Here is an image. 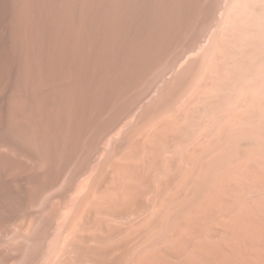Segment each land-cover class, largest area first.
I'll list each match as a JSON object with an SVG mask.
<instances>
[{
    "label": "rangeland",
    "instance_id": "1",
    "mask_svg": "<svg viewBox=\"0 0 264 264\" xmlns=\"http://www.w3.org/2000/svg\"><path fill=\"white\" fill-rule=\"evenodd\" d=\"M228 3L4 0L0 254L27 264L67 225L70 236L87 232L96 238L91 245L127 254L131 264L141 257L147 264H264V160L252 140L242 139L216 163L226 111L207 115L202 106L214 75L209 60H226ZM208 165L215 174L203 181ZM122 187L134 202L124 204L129 209L117 200ZM111 197L121 204L113 210ZM171 205L176 216L164 223Z\"/></svg>",
    "mask_w": 264,
    "mask_h": 264
},
{
    "label": "bare ground",
    "instance_id": "2",
    "mask_svg": "<svg viewBox=\"0 0 264 264\" xmlns=\"http://www.w3.org/2000/svg\"><path fill=\"white\" fill-rule=\"evenodd\" d=\"M229 3L227 5V8L224 12V19L226 23H224V26L227 25V28L224 27L223 29L226 28L225 34L229 32L231 35L229 43H224L225 45L221 52L223 56L226 57V60H221L222 63H218L219 61L214 63L218 64H211L212 61L209 60V67L210 71L214 72L213 78H212V86L210 91L208 92V88H206V91L209 93L207 94L208 96L207 99H205L202 102V106L205 107V113L208 115L210 114L211 110H225L226 111V117L221 126L217 129L218 130V143L222 147L221 152L219 155H217L216 163L221 164L225 160V155L224 152L226 151H232L235 147H237L238 142L242 139H250L253 141L255 145L256 152L258 153L259 157L264 160V0H228ZM4 0H0V14L3 11L2 10V5H3ZM4 21V20H3ZM222 23V22H221ZM222 23V24H223ZM226 24V25H225ZM222 27V26H221ZM221 29V28H220ZM4 30V28H3ZM228 31V32H227ZM222 33V32H221ZM223 34V33H222ZM215 35V33H214ZM217 38L219 39L218 35L219 33L216 34ZM228 35V34H227ZM214 38V37H213ZM229 39V36L225 37ZM216 40V38H214ZM213 40V39H212ZM214 41V40H213ZM222 41V40H221ZM222 43V42H221ZM212 44V43H211ZM216 44V43H215ZM219 45V43H218ZM222 45V44H221ZM4 47V46H3ZM218 50V49H217ZM4 52V51H3ZM220 53V52H219ZM213 55V54H212ZM221 55V53H220ZM209 57V56H208ZM218 57V56H217ZM218 57V58H219ZM9 58V57H8ZM215 58V57H214ZM223 58V57H222ZM208 61V60H207ZM206 62V61H205ZM10 63V62H9ZM213 63V62H212ZM229 64V66H227ZM207 65V64H206ZM205 68H208L205 66ZM10 69V68H8ZM207 71L208 70H204ZM198 72V71H197ZM4 73V72H3ZM204 74V73H203ZM195 76V75H194ZM198 76V75H197ZM206 76V75H203ZM210 76V75H209ZM212 76V75H211ZM133 77V76H132ZM208 77V75H207ZM204 78V77H203ZM202 78V79H203ZM5 80V79H4ZM194 80V79H193ZM211 80V79H210ZM209 80V81H210ZM207 81V80H206ZM192 82V81H191ZM195 82V81H194ZM202 82V81H199ZM208 82V81H207ZM206 82V83H207ZM204 83V82H203ZM192 84V83H191ZM209 84V83H208ZM196 85V83H195ZM206 85V84H205ZM203 85H201L202 87ZM206 87V86H204ZM203 87V88H204ZM195 88V87H194ZM193 88V89H194ZM200 88V87H199ZM205 89V88H204ZM198 92V91H197ZM197 100V99H196ZM161 101V100H160ZM201 102H199L201 104ZM241 103H244V107L242 110L235 111L233 113V110L240 105ZM190 104V103H189ZM198 104V103H197ZM157 105V104H156ZM192 105V104H191ZM184 107V106H183ZM196 107V106H194ZM155 108V107H154ZM190 108V107H189ZM172 109V108H171ZM237 109V108H236ZM241 109V108H240ZM175 110V109H174ZM182 110V109H181ZM184 110V109H183ZM192 110V108L190 109ZM189 110V111H190ZM146 111V110H145ZM168 111V110H167ZM196 111V109H195ZM180 112V111H178ZM194 112V111H192ZM191 112V113H192ZM145 113V112H144ZM151 113V112H150ZM187 113V112H185ZM1 114V113H0ZM165 114V113H164ZM181 114V113H179ZM171 115V114H170ZM194 115V114H193ZM192 114L188 117L189 118V123L188 125L194 124V116ZM205 115V116H207ZM188 116V115H186ZM168 117V116H167ZM166 117V118H167ZM144 118V117H143ZM157 118V117H156ZM178 118V116H177ZM204 118V117H202ZM207 118V117H206ZM205 118V119H206ZM209 118V117H208ZM142 119V118H141ZM173 119V118H172ZM155 120V119H154ZM180 120V119H179ZM170 121V119H169ZM174 121V120H173ZM177 121V120H176ZM142 122V121H141ZM167 122V121H166ZM165 122V123H166ZM172 122V121H171ZM184 122V121H183ZM202 122V120H201ZM209 122V121H208ZM145 123V122H144ZM160 123V122H159ZM169 123V122H168ZM173 123V122H172ZM171 123V124H172ZM185 123V122H184ZM205 123V122H204ZM151 124V123H150ZM153 124V123H152ZM164 124V122L162 123ZM207 124V123H206ZM211 124V123H210ZM160 125V124H159ZM170 125V123H169ZM175 125V122H174ZM187 125V126H188ZM4 126V125H3ZM177 126V124H176ZM180 126V125H179ZM184 126V125H183ZM186 126V125H185ZM193 126V125H192ZM142 127V126H141ZM173 127V126H172ZM191 127V126H190ZM144 128V127H143ZM160 128V127H159ZM158 128V129H159ZM166 128H168L166 126ZM182 128V127H181ZM177 128L178 130H175L177 134L182 133V129ZM185 128V127H184ZM187 128V127H186ZM171 129V126L169 130ZM176 129V127H175ZM188 129V128H187ZM162 130V128H161ZM167 131V129H165ZM173 129H171L172 131ZM171 131H169L171 133ZM10 132V131H9ZM158 132V131H157ZM168 132V133H169ZM160 133V132H159ZM152 134V133H151ZM149 134V136H151ZM163 134V132H162ZM172 134V133H171ZM175 134V133H173ZM187 134V133H186ZM23 135V134H22ZM154 135V134H152ZM16 136V135H15ZM156 136V135H155ZM154 136V137H155ZM169 136V135H168ZM178 136V135H177ZM20 138V136H19ZM150 138V137H149ZM156 138V137H155ZM158 138H160L158 136ZM157 138V140H158ZM163 138V135H162ZM182 138V137H181ZM147 139V137H146ZM153 139V138H152ZM151 139V140H152ZM163 140V139H162ZM169 140V139H167ZM4 141V140H3ZM25 141V140H24ZM165 140H163L164 142ZM251 142V141H250ZM147 143V141L145 142ZM154 143V142H153ZM152 143V144H153ZM156 143V142H155ZM154 143V144H155ZM158 143V142H157ZM162 142L160 141V144ZM140 143H138L139 145ZM151 144V145H152ZM159 144V143H158ZM8 145V144H7ZM136 146L137 147L139 146ZM149 145V142L147 143ZM150 146V145H149ZM154 146V145H152ZM158 147V146H157ZM160 147V146H159ZM225 147V148H224ZM151 148V147H150ZM156 148V147H155ZM236 149V148H235ZM5 150V149H4ZM154 150V149H153ZM152 151V150H151ZM1 153V152H0ZM153 153V152H152ZM155 154V153H153ZM228 155V154H227ZM157 156V155H153ZM159 157V156H158ZM157 158V157H156ZM7 159V158H6ZM228 160V159H227ZM229 161V160H228ZM27 162V161H26ZM140 162V161H139ZM141 162H143L141 160ZM144 163V162H143ZM36 164V163H35ZM137 164V163H136ZM135 164V166H136ZM133 165V164H132ZM141 165V164H137ZM218 165V164H217ZM218 165V166H219ZM225 165V164H223ZM38 166V165H37ZM130 166V165H129ZM145 166V165H143ZM146 167V166H145ZM204 167H206L204 169ZM202 171H201V177L202 180H208L211 177L214 176V170H212V165L204 166ZM227 167V166H226ZM127 168V167H126ZM125 168V169H126ZM131 168V167H130ZM142 166L139 167L137 166V169L141 170ZM128 169V168H127ZM133 169V170H134ZM129 170V169H128ZM128 172L127 170L125 173ZM137 172V171H134ZM20 173V172H19ZM132 173V172H131ZM143 173V172H142ZM127 174V173H126ZM138 174V173H137ZM140 174V172H139ZM138 174V175H139ZM129 175V173H128ZM17 176V175H16ZM19 177V176H18ZM137 178V176H135ZM15 178V177H14ZM14 180V179H12ZM125 180V179H124ZM122 181V178H121ZM120 183V181H119ZM123 183V182H122ZM128 183V182H127ZM126 183V184H127ZM130 183V182H129ZM19 184V183H18ZM46 185V184H45ZM18 186V185H17ZM31 186V185H30ZM127 187V185L125 186ZM43 188V187H42ZM123 188V187H122ZM4 189V188H3ZM124 190L127 188H123ZM135 189V188H134ZM137 191V190H136ZM109 192V191H108ZM120 192V191H119ZM123 192H128L127 191H121V194ZM134 192V191H133ZM107 193V192H106ZM111 193V192H110ZM108 193V195H111ZM32 194V193H31ZM125 193L122 194V196ZM133 194V193H132ZM78 195V194H77ZM91 195V194H90ZM107 195V194H101V196ZM118 195V194H117ZM116 195V196H117ZM127 195V193H126ZM135 195V194H134ZM102 196V198H103ZM136 196V195H135ZM26 197V196H25ZM34 197V196H33ZM85 197V196H84ZM72 198V197H71ZM105 198V197H104ZM103 198V200H104ZM108 198V197H107ZM122 202L124 204H129L128 199L129 197H122L120 196L118 201H121L120 199H123ZM136 198V197H134ZM88 199V198H87ZM116 199L114 200L113 197H111V200L108 201L109 204V209H112V207L117 205V203L120 204V202H117ZM48 200V199H47ZM89 200V199H88ZM101 200V201H103ZM131 200V199H130ZM134 200V199H133ZM27 201V200H26ZM35 201V200H34ZM76 201V200H75ZM79 200H77L78 202ZM82 201V200H81ZM80 201V202H81ZM116 201V202H115ZM87 202V201H86ZM100 202V201H99ZM98 202V204H99ZM115 202V203H114ZM121 202V203H122ZM130 202V201H129ZM76 203V202H75ZM91 203V202H90ZM94 203V202H93ZM92 203V204H93ZM97 203V202H96ZM104 203V201H103ZM102 203V204H103ZM114 203V204H113ZM132 203V202H131ZM131 203L129 204L131 206ZM134 203V202H133ZM132 203V204H133ZM186 203V200L185 202ZM38 204V202H37ZM36 204V205H37ZM52 204V202H51ZM95 204V203H94ZM96 204V205H98ZM107 204V202H106ZM34 205V204H33ZM73 205V204H72ZM84 205V204H83ZM104 205V204H103ZM121 205V204H120ZM85 206V205H84ZM102 206V205H101ZM108 206V205H106ZM105 206V207H106ZM125 206V205H124ZM122 207L121 208H127L128 207ZM172 206V205H171ZM167 210L165 215L163 216L164 223L165 219L166 222L169 220V223L172 222L171 219L175 218L176 215H172V208L175 209L173 206ZM32 207V206H31ZM64 207V206H63ZM78 207V206H77ZM95 207V206H94ZM93 207V208H94ZM65 208V207H64ZM69 208V207H68ZM99 208V207H97ZM107 207L104 208V210L108 209ZM52 209V208H51ZM59 209V208H58ZM81 209V208H80ZM114 209V207H113ZM112 209V210H113ZM119 209V207H118ZM75 210V209H74ZM97 210V209H96ZM102 210V209H101ZM116 210V209H115ZM114 210V211H115ZM50 211V210H49ZM48 211V212H49ZM64 211V210H63ZM94 211V210H93ZM118 211V210H117ZM123 212V209L121 210ZM120 210L118 212H121ZM47 212V213H48ZM53 212V211H52ZM67 212V210H66ZM65 212V213H66ZM70 212V211H69ZM79 213L80 210H78ZM111 212V211H110ZM125 212V211H124ZM29 214V212H27ZM26 213V214H27ZM78 213V214H79ZM92 214V212H89ZM113 213V212H112ZM62 214V213H61ZM70 214V213H69ZM73 214V211H72ZM77 214V213H76ZM77 214V215H78ZM85 214V213H83ZM89 214V215H90ZM116 214V213H115ZM39 215V214H38ZM46 215V214H45ZM44 215V216H45ZM48 215V214H47ZM68 215L67 213L65 216ZM93 215V214H92ZM14 216V215H13ZM53 216V215H52ZM79 216V215H78ZM86 216V215H85ZM88 216V215H87ZM77 216H75L76 218ZM64 218V217H63ZM70 218V216H69ZM80 218V217H79ZM82 218V217H81ZM85 218V217H84ZM27 219V218H26ZM87 219V218H86ZM89 219V217H88ZM92 219V216H91ZM1 220V219H0ZM34 220V219H33ZM48 220V219H47ZM65 220V219H64ZM70 220V219H69ZM41 221V220H40ZM73 221V220H71ZM76 219H74L73 222H75ZM79 221V220H78ZM77 221V222H78ZM90 221V219H89ZM93 221V220H92ZM101 221V220H100ZM24 222V221H23ZM44 222V221H43ZM62 222V221H61ZM81 222V221H80ZM95 222V221H93ZM31 223V222H30ZM46 223V222H45ZM53 223V222H52ZM86 223V222H85ZM90 223V222H89ZM97 223V222H96ZM95 223V225H96ZM162 223V221H161ZM163 223V224H164ZM168 223V224H169ZM6 224V223H5ZM61 224V223H60ZM64 224V223H63ZM68 224V223H67ZM74 224V223H73ZM73 224H68L69 226ZM84 224V223H83ZM92 224V223H91ZM163 224L161 226H163ZM1 225V224H0ZM47 225V224H46ZM75 225V224H74ZM77 225V223H76ZM79 225V224H78ZM90 225V224H89ZM88 225V226H89ZM100 225V224H99ZM103 225V221H102ZM8 226V225H7ZM14 226V225H13ZM38 226V225H37ZM48 226V225H47ZM57 226V225H56ZM55 226V228H56ZM67 225H64L60 228V230L57 233V237L52 239L51 241V247L47 249L43 248V246L40 244V250H38L37 253H44V254H29L27 261V264H131L129 261V257H127V254H108L110 250L108 248H99L97 246H93L90 243V240L95 239V237H91L84 235L85 233H81L76 235L72 234L70 236L69 232L71 229H68L70 227H65ZM86 227L85 225H81ZM98 226V225H97ZM104 226V225H103ZM102 226V227H103ZM109 226V225H108ZM112 226V225H110ZM160 226V224H159ZM6 227V226H5ZM4 227V228H5ZM28 227V226H27ZM46 227V226H45ZM49 227V226H48ZM51 227V226H50ZM78 227V226H77ZM82 227V228H84ZM94 227V226H93ZM106 227V225H105ZM104 227V229H105ZM116 227V226H115ZM41 228V227H40ZM47 228V227H46ZM72 228V227H71ZM81 228V227H80ZM88 228V227H86ZM97 228V227H96ZM101 228V227H100ZM113 228V226H112ZM111 227L108 229H112ZM164 228V227H163ZM6 229V228H5ZM9 229V228H8ZM18 229V228H17ZM44 229V228H43ZM79 231V227L77 228ZM89 229V228H88ZM107 229V234L109 233L110 230ZM23 230V228H22ZM45 230V229H44ZM42 230V231H44ZM70 230V231H69ZM75 230V228L73 229ZM82 230V229H81ZM86 230V229H85ZM93 230V229H92ZM101 230V229H100ZM116 230V228H115ZM114 228L111 230L115 231ZM118 230V229H117ZM117 230L115 234L117 233ZM28 231V230H27ZM41 231V230H40ZM47 231V230H46ZM50 231V230H49ZM54 231V230H53ZM87 231V230H86ZM89 231V230H88ZM96 231V229H95ZM161 231V230H160ZM18 232V231H17ZM39 232V231H38ZM55 232V231H54ZM74 232V231H73ZM92 232V231H91ZM94 232V231H93ZM104 232V231H103ZM48 234V232H46ZM72 233V232H70ZM158 233V232H157ZM13 234V233H12ZM38 234V233H36ZM42 234V232H41ZM43 234H45L43 232ZM46 234V235H47ZM94 234V233H93ZM106 234V235H107ZM114 234V233H113ZM50 235V234H49ZM110 235V234H108ZM107 235V237H108ZM55 236V235H54ZM104 236V235H103ZM14 237V236H13ZM23 237V235H22ZM29 237V236H28ZM34 237V236H33ZM106 237V236H105ZM111 237V235H110ZM117 237V236H116ZM12 238V237H11ZM17 238V237H16ZM42 238V237H41ZM114 238V237H113ZM19 239V238H18ZM21 239V238H20ZM27 239V238H26ZM36 239V238H35ZM33 239V240H35ZM103 239V238H102ZM109 239V238H106ZM112 239V238H110ZM14 240H16L14 238ZM22 240V239H21ZM24 240V238H23ZM40 240V238L38 239ZM105 239H103L102 242H104ZM32 241V240H31ZM45 241V239L43 240ZM106 241V240H105ZM28 242V241H27ZM33 242V241H32ZM42 242V241H41ZM101 242V241H100ZM111 242V241H109ZM117 242V241H116ZM7 242H5L6 244ZM30 243V242H29ZM38 243V242H37ZM115 243V241H114ZM12 244V243H11ZM10 244V246H11ZM39 244V243H38ZM44 244V243H43ZM104 244V243H103ZM107 244V243H106ZM112 244V243H111ZM9 245V244H8ZM33 245V244H31ZM30 245V246H31ZM102 245V244H101ZM105 245V244H104ZM108 245V244H107ZM26 246V245H25ZM37 246V245H36ZM38 246V247H39ZM115 247V245H113ZM4 247V246H3ZM6 247V246H5ZM45 247V246H44ZM113 247V248H114ZM118 247V246H117ZM29 248V247H28ZM27 248V249H28ZM31 248V247H30ZM33 248V247H32ZM35 248V247H34ZM111 248V249H113ZM7 249V247H6ZM26 249V248H25ZM35 250V249H34ZM37 250V248H36ZM4 251V250H3ZM114 251V250H113ZM69 252H74V254H69ZM111 252V251H110ZM113 253V252H112ZM23 255V254H21ZM20 255V256H21ZM18 255L16 254H0V264H16L18 262ZM19 256V257H20ZM14 259V262H13ZM23 258H21L22 260ZM10 262V263H9ZM24 262V260H23ZM23 264V263H21ZM138 264H147V259L145 257H141L140 260L138 261Z\"/></svg>",
    "mask_w": 264,
    "mask_h": 264
}]
</instances>
